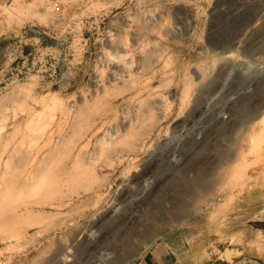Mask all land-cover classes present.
I'll use <instances>...</instances> for the list:
<instances>
[{
	"label": "rangeland",
	"instance_id": "obj_1",
	"mask_svg": "<svg viewBox=\"0 0 264 264\" xmlns=\"http://www.w3.org/2000/svg\"><path fill=\"white\" fill-rule=\"evenodd\" d=\"M15 43L0 264L264 260V0H0Z\"/></svg>",
	"mask_w": 264,
	"mask_h": 264
},
{
	"label": "crops",
	"instance_id": "obj_2",
	"mask_svg": "<svg viewBox=\"0 0 264 264\" xmlns=\"http://www.w3.org/2000/svg\"><path fill=\"white\" fill-rule=\"evenodd\" d=\"M20 46L21 45L15 43L12 47V51L7 54L5 60L0 59V82L3 80L6 66L9 65V63L14 64L18 56L17 53H19V51L23 53L27 52V49H19ZM136 264H180V261L168 242L161 241L154 244L148 251H146ZM243 264H264V260H254L251 262H244Z\"/></svg>",
	"mask_w": 264,
	"mask_h": 264
},
{
	"label": "built area",
	"instance_id": "obj_3",
	"mask_svg": "<svg viewBox=\"0 0 264 264\" xmlns=\"http://www.w3.org/2000/svg\"><path fill=\"white\" fill-rule=\"evenodd\" d=\"M54 9H55L57 12H61V5H60L59 2H56V3H55V7H54Z\"/></svg>",
	"mask_w": 264,
	"mask_h": 264
},
{
	"label": "bare ground",
	"instance_id": "obj_4",
	"mask_svg": "<svg viewBox=\"0 0 264 264\" xmlns=\"http://www.w3.org/2000/svg\"><path fill=\"white\" fill-rule=\"evenodd\" d=\"M228 254V257L230 256V252L227 253ZM230 258V257H229Z\"/></svg>",
	"mask_w": 264,
	"mask_h": 264
},
{
	"label": "water",
	"instance_id": "obj_5",
	"mask_svg": "<svg viewBox=\"0 0 264 264\" xmlns=\"http://www.w3.org/2000/svg\"><path fill=\"white\" fill-rule=\"evenodd\" d=\"M32 33H34L35 31L33 30V31H31ZM37 32V31H36Z\"/></svg>",
	"mask_w": 264,
	"mask_h": 264
}]
</instances>
